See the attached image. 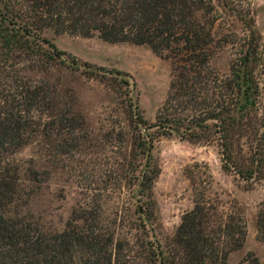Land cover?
<instances>
[{
  "label": "trees",
  "instance_id": "trees-1",
  "mask_svg": "<svg viewBox=\"0 0 264 264\" xmlns=\"http://www.w3.org/2000/svg\"><path fill=\"white\" fill-rule=\"evenodd\" d=\"M48 30L147 46L169 61L172 78L155 122L145 120L128 80L100 77L126 106L130 132L96 134L75 112L72 95L25 77V70L48 69L66 55L44 36ZM224 48L231 54L228 75L212 66ZM162 138L216 146L224 172L250 187L264 180V34L251 2L0 0V264H231L230 255L246 242L247 218L238 202L225 206L210 194L213 178L204 164L185 171L194 207L166 245L155 238L154 183L161 170L153 151ZM32 141L77 162L83 187L95 193L61 232L10 215L30 197L14 154ZM32 177L43 183L49 172L33 170ZM125 190L137 218L127 220L131 201L123 204L118 215L128 230L117 237L99 199ZM256 229L264 241V201ZM239 264L264 262L250 254Z\"/></svg>",
  "mask_w": 264,
  "mask_h": 264
},
{
  "label": "rangeland",
  "instance_id": "rangeland-1",
  "mask_svg": "<svg viewBox=\"0 0 264 264\" xmlns=\"http://www.w3.org/2000/svg\"><path fill=\"white\" fill-rule=\"evenodd\" d=\"M253 4L256 29L264 34V0H243ZM44 36L52 41L66 55L48 69L25 70L28 78L43 79L55 85L63 94L69 93L76 101L75 112L86 120L89 129L96 134L123 129L130 132V122L125 105L117 94L100 77L108 80H128L135 84L132 98L138 104L145 120L153 123L163 105L169 90L172 69L169 61L156 56L147 46L130 43H107L98 38H85L71 34H57L48 30ZM73 60H76L77 66ZM231 54L224 48L212 59V66L221 74L230 73ZM89 64V65H85ZM104 68L105 71L100 69ZM111 71L124 72L117 76ZM130 76V77H129ZM132 87V86H131ZM14 158L22 166L25 191L29 193L27 204L15 205L11 216L34 220L46 233L61 232L66 228L73 213L93 201L94 192L83 187L82 173L77 162L55 153H49L36 141L18 149ZM153 158L161 170L154 183V197L157 202L158 225L155 238L166 245L174 236L182 216L194 207L193 192L186 169L196 164L206 165L213 182L210 194L221 199L225 206L236 201L245 211L248 222V236L244 246L232 253L229 263L239 264L248 255H255L264 262V241L257 237L256 218L258 206L264 201V180L250 187L235 176L223 171L221 155L216 146H198L176 138H162L156 144ZM95 160V157H93ZM49 172L46 182H35L32 171ZM31 193V194H30ZM104 216L116 223L117 237L128 229L120 225L119 211L123 204L131 207L126 212L127 220H136L133 200L127 190L115 195H104ZM125 215V214H124ZM128 222V221H127Z\"/></svg>",
  "mask_w": 264,
  "mask_h": 264
}]
</instances>
